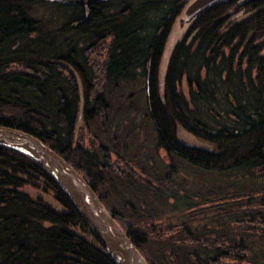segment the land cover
<instances>
[{
    "label": "trees",
    "instance_id": "16d2710c",
    "mask_svg": "<svg viewBox=\"0 0 264 264\" xmlns=\"http://www.w3.org/2000/svg\"><path fill=\"white\" fill-rule=\"evenodd\" d=\"M190 1H101L72 28L80 5L0 0V125L64 158L148 264H264V0H220L175 40ZM102 66L110 88L96 85ZM136 80L139 149L163 151L162 170L100 141L113 84ZM178 128L203 148L180 143ZM183 170L242 185L169 191ZM0 264H114L53 178L3 146Z\"/></svg>",
    "mask_w": 264,
    "mask_h": 264
},
{
    "label": "water",
    "instance_id": "95a60500",
    "mask_svg": "<svg viewBox=\"0 0 264 264\" xmlns=\"http://www.w3.org/2000/svg\"><path fill=\"white\" fill-rule=\"evenodd\" d=\"M81 5L84 18L71 27H76L88 17L87 7L105 0H54ZM220 0H191L187 3L178 24L191 22L200 12ZM244 0L242 3H246ZM81 100V98H80ZM81 109V104H80ZM81 111L78 119H80ZM184 144L183 142L179 141ZM199 142V141H198ZM185 145V144H184ZM0 146L14 150L27 157L53 178L72 202L93 236L110 256L114 264H148L127 234L104 208L99 197L81 175L59 154L32 134L20 129L0 125ZM203 148V144L185 145ZM48 202V201H47Z\"/></svg>",
    "mask_w": 264,
    "mask_h": 264
},
{
    "label": "rangeland",
    "instance_id": "374dc122",
    "mask_svg": "<svg viewBox=\"0 0 264 264\" xmlns=\"http://www.w3.org/2000/svg\"><path fill=\"white\" fill-rule=\"evenodd\" d=\"M37 17L36 14H33ZM63 22V21H62ZM177 26L178 22H177ZM179 35V33H177ZM142 82L140 80L131 81L127 85H124L120 89L117 88L116 91L112 92L110 96V110L107 114V124L105 126V132L101 133V139L103 143L112 145L111 153L113 156L114 153H122V150L127 151V155L133 157L134 159L142 165L145 161L147 166L157 167L156 169L162 168V162H167L164 160L162 154L163 151L159 150V157L152 158V153L149 152L148 148L149 144H147V150L139 149L141 144L139 143L140 131H139V122L141 120V112L136 109L134 111V107L138 106L141 108V105L144 104V93L141 90ZM120 104L122 106H126L129 104V107L120 110ZM119 108V112H117ZM129 111V114H128ZM101 122V121H100ZM98 122V124H101ZM81 120H77L76 124V136L77 133L81 131ZM80 129V130H79ZM137 131H139V136L137 135ZM83 132V130H82ZM115 137V139L113 138ZM130 137V138H129ZM177 138L179 141L183 142L185 145H199V142L195 140L191 135L184 132L182 129H177ZM146 142L149 141V135L145 139ZM86 142V141H85ZM87 143V142H86ZM163 169V168H162ZM161 169V170H162ZM160 170V171H161ZM157 175V174H156ZM233 180V181H229ZM235 183L238 186L242 185L240 179H228L224 176L215 175L212 176L210 174L200 175L199 172H190V171H181L179 175V181L175 180L173 186H169V191H176L177 187L180 189L181 193L185 191V189L193 186L194 188L205 190L209 187H224L226 184ZM252 183L246 182L245 187H251ZM264 185V182H263ZM33 196H42L37 193L35 190L28 189ZM50 204H52L56 208H60L57 204L53 203L49 198L43 196ZM172 202V199H169ZM167 214V213H165Z\"/></svg>",
    "mask_w": 264,
    "mask_h": 264
},
{
    "label": "flooded vegetation",
    "instance_id": "af4514ba",
    "mask_svg": "<svg viewBox=\"0 0 264 264\" xmlns=\"http://www.w3.org/2000/svg\"><path fill=\"white\" fill-rule=\"evenodd\" d=\"M106 1V0H105ZM93 4H96V3H93ZM243 4H245V3H243ZM92 5V4H91ZM186 5L187 4H185V5H182L181 7H182V9H181V12H180V14L177 16V18H175V20L177 19V22H179V20H180V18H182L183 17V14H184V9H185V7H186ZM81 6V5H80ZM90 6V5H89ZM82 7V6H81ZM82 9H83V7H82ZM87 9H88V7H87ZM83 11H84V9H83ZM84 15H85V12H84ZM174 20V21H175ZM79 21V20H78ZM81 21V20H80ZM179 25V24H178ZM72 26V25H71ZM78 26V25H77ZM77 26L76 27H72V28H77ZM189 26H190V22L189 23H186V24H184L183 26H177L178 27V30H179V35L178 34H176V35H174V38H175V40L176 39H178V38H180L181 36H183L186 32H187V29L189 28ZM100 54V56H97V58H100V59H104V58H106V52H105V49H103L101 52H97V54H95V57H96V55H99ZM71 58H73L74 59V56H73V54L71 55ZM99 63L100 62H97L96 63V65L99 67ZM58 66L61 68V69H63L65 72H66V74H69V73H71L72 71L70 70V68L68 67V66H63V65H61L60 63H58ZM104 69V66H102V68L100 69V70H98V72L96 73V77H98L100 80H102L100 83H97L96 85L98 86H100V85H102V87L103 88H110V86H111V84H108L106 81H105V78L103 77V73H102V70ZM101 75H102V77H101ZM94 77H95V75H94ZM128 83H130V82H121L120 83V85H118V84H113V86L112 87H115V89H117V88H121V87H123L124 85H127ZM92 87H94V80H92ZM101 142H102V144H104V145H106V146H109V144H106V143H103V141H102V139L100 140ZM146 146L145 147H143V148H141V150H144V151H146L147 150V144L146 143H144ZM148 148L149 149H151V146H150V144H149V146H148ZM123 151H126V150H123ZM142 164H145V165H147L146 163H145V161L142 163Z\"/></svg>",
    "mask_w": 264,
    "mask_h": 264
}]
</instances>
